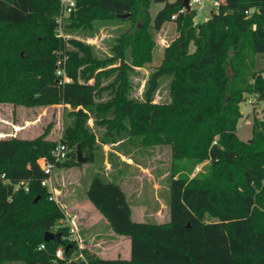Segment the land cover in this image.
Masks as SVG:
<instances>
[{"label": "trees", "instance_id": "obj_1", "mask_svg": "<svg viewBox=\"0 0 264 264\" xmlns=\"http://www.w3.org/2000/svg\"><path fill=\"white\" fill-rule=\"evenodd\" d=\"M152 1L164 3L153 16ZM181 8L182 0H75L67 26L132 21L112 54L99 58L88 43L58 33L61 0H0V102L77 107L61 138L79 143L89 160L94 138L87 111L113 109L127 117L130 134L141 142L169 144L173 159H189L193 166L209 162L204 174L171 175L170 217L163 222L134 220L119 182L94 175L88 196L112 231L129 236L130 256L110 258L82 248L83 260L75 257L80 249L67 237L68 226H56L64 212L40 184L44 172L37 159L50 157L57 140L45 136L47 129L34 137L2 135L0 263L264 264V118L254 114L250 139L237 134L245 93L264 97V71L251 70L246 60L248 51L264 53V0H223L207 20L196 22L194 9ZM166 21L177 34L149 76L144 100H137L129 95V73L152 61L157 42L150 28ZM163 74L172 76L170 100L153 101ZM104 92L109 98L98 100ZM76 156L68 150L58 165L78 163ZM24 180L27 191L15 187ZM46 230L61 231L63 243L45 240ZM60 245L64 251L57 257Z\"/></svg>", "mask_w": 264, "mask_h": 264}, {"label": "rangeland", "instance_id": "obj_2", "mask_svg": "<svg viewBox=\"0 0 264 264\" xmlns=\"http://www.w3.org/2000/svg\"><path fill=\"white\" fill-rule=\"evenodd\" d=\"M213 1L219 3L223 0H202L201 4L194 3L191 6L195 11L193 17L195 22L207 20L211 12L217 10L218 4L214 5ZM163 4L162 1H152L149 7L150 14L153 16ZM68 20L67 16L63 18L57 27L58 33L64 39L75 38L88 43L93 54L99 58L112 54V46L116 38L132 23L131 20L97 19L92 21V28H73L65 24ZM150 30L157 42L153 50V59L144 66H134V70L129 73V95L137 100H144L147 80L160 63L164 47L177 34L176 26L172 21H166L159 29L151 27ZM66 46L68 49H74V45L69 41L66 42ZM125 58L130 63V49L126 50ZM246 60L251 70L264 71V53L248 51ZM171 78L172 76L168 74L159 77L153 101L168 102L170 100ZM110 79L103 80V83ZM109 96L107 92H104L98 100H107ZM75 109L77 107L65 104L29 106L1 101L0 136L34 137L47 129L46 137L57 141L62 140L66 127L73 122ZM240 110L242 114L238 121L237 134L240 138L247 140L251 137L254 114L264 118V97L260 98L253 92L245 93L244 100L240 102ZM86 124L94 138L93 158L91 160L87 158L86 151L79 143L67 144L68 150L75 154L79 145L86 160L78 163L66 161L52 170V185L56 189L54 201L64 212L56 226L67 225L70 228L71 221L74 220L77 230L74 234L82 241L83 248L90 250L98 247L99 250H103L99 242L97 246L92 244L90 247L86 246V243L90 241L91 236H95L92 242H97L104 236L106 241L102 246L108 249L101 254L117 257L125 252L127 246L129 247L130 238L124 235L126 238L118 239V242H114L115 245L106 244L113 242L114 236L121 237V235L110 230L107 220L88 196L92 177L99 175L106 181L115 180L119 184H124L134 220L163 222L170 217L168 204L171 175L204 174L209 169V162L203 160L193 166V162L189 159H173L169 144L141 142L140 135L130 134L127 117L113 109L87 111ZM122 256L126 257L127 254ZM0 264L25 263L10 260Z\"/></svg>", "mask_w": 264, "mask_h": 264}, {"label": "built area", "instance_id": "obj_3", "mask_svg": "<svg viewBox=\"0 0 264 264\" xmlns=\"http://www.w3.org/2000/svg\"><path fill=\"white\" fill-rule=\"evenodd\" d=\"M190 6H193L194 3L196 4H201L202 0H189ZM214 5H217L218 2L217 1H213ZM75 7V0H61V14H59L56 17V21L58 24H60L63 20V18L67 15H69V13L74 9ZM185 7L182 6V8L180 9L181 11L184 10ZM246 12H248L246 10ZM177 15V13L172 14V17H175ZM57 73H62V69H58ZM63 80L64 81H69L70 78L67 77L64 73H63ZM2 136V135H1ZM213 142H215V140H213ZM50 157H46V156H41L37 159L41 169L44 172V176L40 179V184L44 185L48 188V192H49V199L55 200L56 199V189L55 187L52 185V170L53 168L60 162H63L64 160L67 159L68 157V146L65 142H63L62 140H58L55 145L51 148L50 150ZM21 185L23 187L24 190H28L29 189V183L27 180L21 181L18 184L15 185L19 186ZM76 223L74 220L71 221V225L69 228V234H68V238L71 240H75L77 242V245L79 247V252L76 254V258H81L83 260H85V256L82 252V241L77 239L76 235L74 233H76ZM44 244L41 243L40 247L43 246ZM63 251H64V247L63 245H60L57 247L56 249V256L57 257H62L63 255Z\"/></svg>", "mask_w": 264, "mask_h": 264}, {"label": "crops", "instance_id": "obj_4", "mask_svg": "<svg viewBox=\"0 0 264 264\" xmlns=\"http://www.w3.org/2000/svg\"><path fill=\"white\" fill-rule=\"evenodd\" d=\"M56 166H58V164H57ZM56 166H55V167H56ZM55 167H54V168H55ZM54 168H53V169H54ZM123 185H124V184L120 183V187H121L122 190L125 192V190H124L125 188H124ZM78 202H79V201H78ZM78 202H77V203H78ZM82 202H83V201H82ZM66 206H67V204H66ZM130 207H131V203H130ZM131 210H132V208H131ZM99 212H100V211H99ZM100 213H101V212H100ZM101 215H102V213H101ZM131 215H132V212H131ZM102 216H103V215H102ZM103 217H104V216H103ZM104 218H105V217H104ZM105 220H106V218H105ZM109 228H110V227H109ZM110 230H111V229H110ZM119 235H121V237H116V236H114V239H113L114 241H113V242H107L106 244H108V245H109V244H110V245L112 244V246H113V245H115V243H114L115 241L118 242V239H119V240H124V238H126V237H124V234H119ZM112 236H113V235H112ZM122 236H123V237H122ZM94 238H95V236H91V239H90L89 242L86 243V246H89V247H90L92 244H93V245H96V244L99 242L100 245H101V247L103 248V250H99L98 247H95V248H97V249H95V248L92 249V248H91L90 250H91V251H94V252H97V253H98L99 255H101V256H104V255H102L101 253H102V252H105V250L108 249L106 246H102L103 242L106 241L105 238H104V236L101 237L100 240H98L97 242H92ZM96 246H97V245H96ZM126 246H127V244H126ZM88 249H89V248H88ZM124 254H125V255L127 254V256H126V257L122 256V255H124ZM129 256H130V243H129V247H128V246L126 247L125 252H124L123 254H121V256L119 255V256H117V257L128 258ZM104 257H109V256H104ZM110 258H115V257H110Z\"/></svg>", "mask_w": 264, "mask_h": 264}, {"label": "water", "instance_id": "obj_5", "mask_svg": "<svg viewBox=\"0 0 264 264\" xmlns=\"http://www.w3.org/2000/svg\"><path fill=\"white\" fill-rule=\"evenodd\" d=\"M182 6H184L186 9L191 8L189 0H182ZM124 16H128V13H125ZM76 155H77L76 156L77 161L81 162V161L86 160V156L82 154V150H81L79 145H78V149L76 151ZM61 235H62L61 231L46 230L43 234V237L45 240H55L59 243H63L64 240L61 237Z\"/></svg>", "mask_w": 264, "mask_h": 264}, {"label": "clouds", "instance_id": "obj_6", "mask_svg": "<svg viewBox=\"0 0 264 264\" xmlns=\"http://www.w3.org/2000/svg\"><path fill=\"white\" fill-rule=\"evenodd\" d=\"M42 247V246H41Z\"/></svg>", "mask_w": 264, "mask_h": 264}]
</instances>
